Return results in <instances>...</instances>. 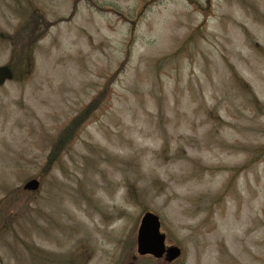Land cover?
Returning <instances> with one entry per match:
<instances>
[{"label": "rangeland", "instance_id": "rangeland-1", "mask_svg": "<svg viewBox=\"0 0 264 264\" xmlns=\"http://www.w3.org/2000/svg\"><path fill=\"white\" fill-rule=\"evenodd\" d=\"M0 65V264H168L147 210L169 264H264V0H0Z\"/></svg>", "mask_w": 264, "mask_h": 264}, {"label": "water", "instance_id": "water-1", "mask_svg": "<svg viewBox=\"0 0 264 264\" xmlns=\"http://www.w3.org/2000/svg\"><path fill=\"white\" fill-rule=\"evenodd\" d=\"M13 77V71L8 65H0V86ZM39 181L32 178L25 182L24 189L36 190ZM166 235L160 230L159 216L150 211H145L139 222L136 236V253L138 255H151L155 258H162L165 262L170 263L177 259L181 254L179 246L170 244L166 245ZM135 257V256H134Z\"/></svg>", "mask_w": 264, "mask_h": 264}, {"label": "trees", "instance_id": "trees-1", "mask_svg": "<svg viewBox=\"0 0 264 264\" xmlns=\"http://www.w3.org/2000/svg\"><path fill=\"white\" fill-rule=\"evenodd\" d=\"M26 27L28 28L29 26L27 25ZM41 31H42V29H41ZM41 31L38 32V33H41ZM31 32H34V29H32ZM37 37H40V35L36 34L34 36V39H36ZM30 47H31V45L28 44V45H26L24 47L25 49L23 48V50H22V47H21V51L18 52L19 53V58L22 59V61L25 62L26 71L30 70L31 64H32V61L30 60V57H31L30 56V54H31ZM16 50H17L16 48L13 49V54H15ZM30 61H31V63H30ZM84 119L85 118L83 116L76 117L71 122V125L67 126L63 130V132L56 138V140L54 141V145H53V147L51 149V152H50V154L48 156V162L54 161L56 159L57 154L60 153V149L63 147V145L67 141L68 137L73 133L74 129L76 128L75 127V125H76L75 123L78 122L80 124V123L84 122ZM11 223H12V221L9 222V224H11Z\"/></svg>", "mask_w": 264, "mask_h": 264}]
</instances>
